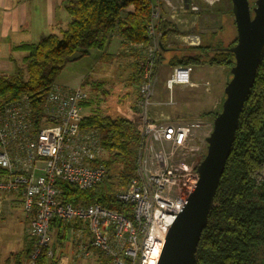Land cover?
<instances>
[{"label": "built area", "instance_id": "built-area-1", "mask_svg": "<svg viewBox=\"0 0 264 264\" xmlns=\"http://www.w3.org/2000/svg\"><path fill=\"white\" fill-rule=\"evenodd\" d=\"M113 1L121 5L130 0ZM159 1L151 0L148 44L138 66L141 84L134 107L141 140L136 169L128 187L114 197L124 213L100 203L74 206L62 198L61 184L87 191L108 177L99 132L81 126L83 104L88 101L83 88L53 86L39 114L27 95L0 109V170L4 172L0 202L2 194L22 201L29 220L28 237L33 241L27 264H37L42 256L55 259L54 222L68 226L77 257L95 250L110 264L158 263L169 228L196 186L198 167L206 157H199L195 149L199 125L172 123L168 117L155 119L151 114L157 57L162 51L161 27L156 28L163 19ZM184 5L181 0L184 12L199 10L190 0L188 10ZM127 11L133 12L134 5H128ZM186 40L194 45L199 37ZM192 73L191 66L174 67L168 91L193 86ZM56 264L68 263L63 258Z\"/></svg>", "mask_w": 264, "mask_h": 264}, {"label": "trees", "instance_id": "trees-1", "mask_svg": "<svg viewBox=\"0 0 264 264\" xmlns=\"http://www.w3.org/2000/svg\"><path fill=\"white\" fill-rule=\"evenodd\" d=\"M130 4L134 5L133 12L127 11ZM64 8L69 17L67 27L59 34L42 36L35 44L21 46L19 50L27 54L22 65H15L10 75L0 74V109L27 95L39 114L48 92L67 66L92 50H104L111 36H118L126 48L139 51V60L129 79L138 98L141 84L138 66L148 44L151 1L130 0L120 5L113 0H66ZM163 31V42L176 32L165 24ZM193 50L196 54H192ZM162 52H170L164 43ZM186 52L181 57H172L171 67L207 64L232 68L235 63L231 53L216 52L210 46ZM88 105V101L83 104ZM81 126L99 132L107 153L108 177L87 191L61 184L62 198L74 206L100 203L124 213L125 208L114 197L128 187L135 173L141 140L138 122L103 116L96 111L85 116ZM3 175L0 170V181ZM53 228L57 243L68 240L67 225L54 222ZM32 251L33 241L29 239L15 264L29 263ZM58 260L55 257L49 261L42 256L37 264H56ZM196 264H264V57L240 116L236 140L198 246Z\"/></svg>", "mask_w": 264, "mask_h": 264}, {"label": "rangeland", "instance_id": "rangeland-1", "mask_svg": "<svg viewBox=\"0 0 264 264\" xmlns=\"http://www.w3.org/2000/svg\"><path fill=\"white\" fill-rule=\"evenodd\" d=\"M166 1H169L172 7L168 6ZM190 1L195 2L198 6V12H184L181 8V0L159 1L162 5L163 19L159 25H156V28L161 27L163 35L160 40L161 45L163 46L164 43L170 52L164 54L160 50L157 57L153 101L158 103V108L165 113L164 116H170V122L199 125L195 133V149H197L199 157H205L207 154L205 140L211 134L214 119L222 111L225 101L224 86L220 84V80H223L222 74L217 66L207 64L195 66L193 76L199 83H192L193 86H175L170 92L167 89V81L173 71L170 60L175 55L179 57L185 55L188 49L201 46H210L214 50L231 48L236 45L237 30L230 0H219L214 4L205 0ZM164 24L168 25L169 29L176 31L172 35H168L165 42H163ZM196 36L199 37V42L194 45L186 40ZM94 51L92 50L89 56L70 63L57 78L56 85L63 88L82 86V77L88 75L89 69L93 65L94 56L97 54ZM215 51L218 52V50ZM212 53L210 52V55ZM192 54H196V52L193 50ZM109 58V60L104 59V62L96 65L90 78L91 81L87 80L83 84L89 102L87 107L84 106V116H89L97 111L103 116L137 120V113L133 109L137 99L135 93L137 90L130 85L129 80L133 72L130 67L132 59L121 54L119 57L111 56ZM209 67H213V69ZM224 68L226 72L223 76H229V83L232 79L231 68ZM162 71H165L164 77L161 76ZM98 86L101 87L100 90L97 89ZM3 196L0 202V264H15L17 256L24 253L27 248L29 226L20 200L10 197V195ZM53 250L56 253V258L58 257L59 260L68 259V264H110L107 258L100 256L95 250L89 252L88 256L77 257L73 252L69 237L62 244L57 243L53 237Z\"/></svg>", "mask_w": 264, "mask_h": 264}, {"label": "water", "instance_id": "water-1", "mask_svg": "<svg viewBox=\"0 0 264 264\" xmlns=\"http://www.w3.org/2000/svg\"><path fill=\"white\" fill-rule=\"evenodd\" d=\"M189 9V0H184ZM237 42L229 52L235 63L227 84L222 111L213 122L207 154L198 167L199 180L169 228L157 264H196V254L217 190L236 140L240 116L254 87L264 57V0H231ZM214 50V51H215ZM173 214V213H172Z\"/></svg>", "mask_w": 264, "mask_h": 264}, {"label": "crops", "instance_id": "crops-1", "mask_svg": "<svg viewBox=\"0 0 264 264\" xmlns=\"http://www.w3.org/2000/svg\"><path fill=\"white\" fill-rule=\"evenodd\" d=\"M65 2L66 0H0V74L10 75L13 73L15 65H22L27 54L19 50L21 46L35 44L42 36L58 34L60 30L67 27L69 17L64 8ZM94 52L97 54L94 56L93 65L89 69L88 75L82 77V86L77 87L83 88V84L87 80L91 81L90 78L96 69L94 67L99 65L100 62H104V59L109 60L111 56L119 57L120 54L131 57L130 67L132 71L139 60V51L126 48L118 36H111L104 50H95ZM209 68L213 69V67ZM219 70L223 77L220 84L224 86V92L229 76H223L226 72L224 67H219ZM164 72H161L162 77H164ZM194 72L195 68L193 67ZM193 73L191 82L198 84L199 82L193 76ZM158 107V103L152 101L151 114L153 117L157 119L161 117L170 118V116H164L165 113ZM3 195H1V199H3ZM10 197L18 198L14 195H10ZM18 199L22 207V201L20 198ZM26 220L29 226V220L27 218ZM66 261L69 263L68 259Z\"/></svg>", "mask_w": 264, "mask_h": 264}]
</instances>
